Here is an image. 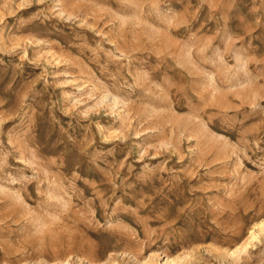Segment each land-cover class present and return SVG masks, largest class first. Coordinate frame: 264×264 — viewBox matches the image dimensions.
<instances>
[{"label":"rangeland","instance_id":"obj_1","mask_svg":"<svg viewBox=\"0 0 264 264\" xmlns=\"http://www.w3.org/2000/svg\"><path fill=\"white\" fill-rule=\"evenodd\" d=\"M0 264H264V0H0Z\"/></svg>","mask_w":264,"mask_h":264}]
</instances>
